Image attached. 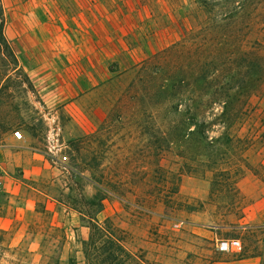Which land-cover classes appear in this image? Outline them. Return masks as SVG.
<instances>
[{
	"label": "rangeland",
	"instance_id": "obj_1",
	"mask_svg": "<svg viewBox=\"0 0 264 264\" xmlns=\"http://www.w3.org/2000/svg\"><path fill=\"white\" fill-rule=\"evenodd\" d=\"M0 15V150L53 168L20 178L48 199L2 177L0 264H83L88 217L140 264H264V0H0ZM219 89L227 127L210 104L203 139L188 111Z\"/></svg>",
	"mask_w": 264,
	"mask_h": 264
},
{
	"label": "trees",
	"instance_id": "obj_2",
	"mask_svg": "<svg viewBox=\"0 0 264 264\" xmlns=\"http://www.w3.org/2000/svg\"><path fill=\"white\" fill-rule=\"evenodd\" d=\"M0 43L3 44L5 49L7 48L1 33ZM251 66L252 64L249 65L248 68ZM253 66H255V64H253ZM258 67L263 74L262 82H264V67L260 64ZM247 74L249 75V73ZM200 90H202V88ZM219 92V100H216L217 102L198 101L195 103L192 111H188L191 113V117L187 118L190 122L189 125L195 130L192 134H198L203 139L206 138V130L212 124V120L207 119L216 116L215 113L211 112L212 109L210 108V104H217L219 106L220 112L217 114L218 118H216V121L219 119L217 122H220L222 129L227 127L224 119L227 114V102L221 97L224 96L222 94V89H219ZM86 224L88 229L87 238L80 242L83 264H140L138 259L128 252L113 236L109 226L106 224V220L98 222L95 218L88 217ZM68 262L70 263L71 259H68Z\"/></svg>",
	"mask_w": 264,
	"mask_h": 264
},
{
	"label": "crops",
	"instance_id": "obj_3",
	"mask_svg": "<svg viewBox=\"0 0 264 264\" xmlns=\"http://www.w3.org/2000/svg\"><path fill=\"white\" fill-rule=\"evenodd\" d=\"M9 140L11 143L5 144L0 150V167L4 171L3 193L8 196H16L17 192L20 191V186H26V182H20L21 177L26 180H33L34 182L39 180L44 170L49 168L53 170V168L42 156L31 152L26 145L15 143L11 138ZM10 185L11 187H9ZM32 185L31 183L26 187L45 199L47 198L45 193L35 189ZM61 206L68 210L64 205ZM79 230L82 231L83 237L81 240L84 241L87 235L81 228H79ZM258 260L259 259L255 256L235 257L230 255L208 261L205 264H258Z\"/></svg>",
	"mask_w": 264,
	"mask_h": 264
},
{
	"label": "built area",
	"instance_id": "obj_4",
	"mask_svg": "<svg viewBox=\"0 0 264 264\" xmlns=\"http://www.w3.org/2000/svg\"><path fill=\"white\" fill-rule=\"evenodd\" d=\"M15 137H19L17 133H14ZM4 175L3 169L0 167V188L2 183V177ZM240 243L236 239H221L216 241V249L219 252H231L236 253L240 251Z\"/></svg>",
	"mask_w": 264,
	"mask_h": 264
}]
</instances>
